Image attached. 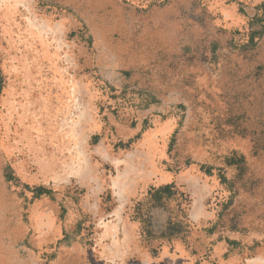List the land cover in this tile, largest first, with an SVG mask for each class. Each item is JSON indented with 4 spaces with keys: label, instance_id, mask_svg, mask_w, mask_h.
Listing matches in <instances>:
<instances>
[{
    "label": "rangeland",
    "instance_id": "374dc122",
    "mask_svg": "<svg viewBox=\"0 0 264 264\" xmlns=\"http://www.w3.org/2000/svg\"><path fill=\"white\" fill-rule=\"evenodd\" d=\"M0 264H264V0H0Z\"/></svg>",
    "mask_w": 264,
    "mask_h": 264
},
{
    "label": "trees",
    "instance_id": "16d2710c",
    "mask_svg": "<svg viewBox=\"0 0 264 264\" xmlns=\"http://www.w3.org/2000/svg\"><path fill=\"white\" fill-rule=\"evenodd\" d=\"M166 188H168V186L166 185V186H164L163 188H162V190H164V189H166Z\"/></svg>",
    "mask_w": 264,
    "mask_h": 264
},
{
    "label": "bare ground",
    "instance_id": "6f19581e",
    "mask_svg": "<svg viewBox=\"0 0 264 264\" xmlns=\"http://www.w3.org/2000/svg\"><path fill=\"white\" fill-rule=\"evenodd\" d=\"M27 115H29V114L27 113Z\"/></svg>",
    "mask_w": 264,
    "mask_h": 264
}]
</instances>
